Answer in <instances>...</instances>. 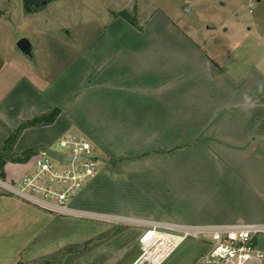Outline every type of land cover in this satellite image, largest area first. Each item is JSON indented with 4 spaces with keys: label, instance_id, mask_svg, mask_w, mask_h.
Returning <instances> with one entry per match:
<instances>
[{
    "label": "crops",
    "instance_id": "0c3cea01",
    "mask_svg": "<svg viewBox=\"0 0 264 264\" xmlns=\"http://www.w3.org/2000/svg\"><path fill=\"white\" fill-rule=\"evenodd\" d=\"M142 19L141 23H137L139 28L120 16L113 19L112 22L121 28L118 29L117 40L112 44L101 45L98 40L91 44L89 51L93 57L90 64L80 61L75 66V75L80 82L78 88L70 97H63L59 107L56 105L61 113L53 124L36 128L51 129L59 124L61 137L68 130H78L79 135L87 136L96 144L102 152H98L101 157L135 158V163L146 157L139 150L169 149L172 136H176L179 129L190 135L183 138L190 141L197 138L194 134H205L204 143L195 144H202L207 151H211L213 161L228 165L263 164L264 62L254 60L250 48L246 50L244 47L240 51L243 39L248 36L246 29L240 28L239 23H222L220 28L207 26L201 37L200 30L197 36L161 11L156 15L155 12L145 14ZM115 33L110 36L113 40ZM216 35L219 43L214 44ZM230 37L231 45L227 44ZM83 50L79 60L85 53ZM29 92L41 97L38 106L31 109L30 113L28 110L23 112L15 103L14 106L10 104V110L14 111H7L6 108L1 110L8 96L0 100V123L5 131V137H0V145L7 138L8 129H15L22 122L48 112V101L44 102L42 98L44 92L32 84H29ZM28 102L34 101L29 99ZM31 128L35 127L25 130ZM19 140L15 146L18 152L34 146L18 150ZM43 144L42 148L46 146ZM30 169L28 162L22 165L8 162L5 165L6 178L11 182L13 179L19 180ZM249 178L240 179L247 185L248 192L258 188L264 191V179L259 186L255 172ZM109 179L117 182L129 180L127 176L114 177L103 172L78 193L72 205L89 212L166 221L164 218L137 216L127 212L124 215L118 210L109 212L96 207L89 199L93 188L99 181ZM28 203L14 195L0 196V236L15 237L16 230H22L26 236L20 242L29 247L34 235L29 237L26 228L28 225L33 226L34 222L45 220L75 229L73 237L63 241L59 246L61 248L67 243L91 241L94 236L109 229L92 220L53 216ZM238 204L240 211L244 210L245 206L240 200ZM263 205L264 202L258 209ZM263 222L264 211L251 220H221L201 225ZM141 235V228L126 227L105 242L106 250L99 248L97 255L94 253L99 257L95 258L96 262L103 260L120 264L125 261L123 264H133L140 254L138 247ZM203 244L204 253L207 244ZM129 253L132 256L127 258ZM18 255L10 264L18 260ZM26 255L28 259H36L28 253Z\"/></svg>",
    "mask_w": 264,
    "mask_h": 264
},
{
    "label": "rangeland",
    "instance_id": "374dc122",
    "mask_svg": "<svg viewBox=\"0 0 264 264\" xmlns=\"http://www.w3.org/2000/svg\"><path fill=\"white\" fill-rule=\"evenodd\" d=\"M159 11L169 15L172 20L197 36V31L200 30L201 37L207 26L220 28L222 23H239L240 28H245L248 32L240 51L244 47L246 50L250 48L253 59L264 62V0L260 3L257 0H53L36 12L26 11L23 0H0V100L8 96L1 110L6 108L7 111H14L15 109L10 110V104H16L23 112L28 110V113L36 108L41 97L29 92V84L44 92L42 98L44 102L48 101V112L56 105L59 107L61 99L66 95L70 97L78 88L80 82L75 75V66L80 61L90 64L93 57L89 51L91 44L96 40L101 45L112 44L117 40L120 32L118 29L121 28L112 22L114 18L120 16L128 20V16H125L128 14L131 19L136 18L139 24L143 21V15L152 12L156 15ZM226 25L224 27L228 26ZM114 31L116 33L113 40L110 36ZM24 36H28L34 45L35 61L29 60L15 49L16 42ZM216 43H219L218 35L214 40V44ZM229 43H232L231 37L227 44ZM81 50L85 53L83 52L82 59L79 60ZM29 99L34 102L29 103ZM4 132L0 123L2 139L5 137ZM79 133L78 130L71 129L66 134ZM61 135L59 124L51 129L35 127L24 130L18 142V150L33 145L40 146L38 153L27 161L30 166L41 151V144L57 149L55 144ZM196 135L194 134L197 137L195 140H185L183 138L190 135L178 129L176 136H172L169 149L139 150L146 157L138 159L136 163L135 158L128 160L122 157H101L98 152H102L94 143L100 160L98 176L106 172L114 177L127 176L129 180L99 181L93 188L90 201L96 207L109 212L118 210L124 215L127 212L187 225L221 220H251L260 215L264 211V205L260 209L258 206L264 202V191L257 187L256 191L250 193L247 185L240 179H250L255 172L260 186L264 179V163L251 166L213 161L211 151H207L202 144H195L204 143L205 134ZM175 140L179 141L173 142ZM15 151L18 156H23L24 150ZM27 162L12 163L22 165ZM251 167L254 170L251 171ZM4 180L11 182L6 177ZM12 181L18 182L15 179ZM1 195L14 194L0 188ZM77 196L78 193L75 198ZM239 200L245 206L242 211ZM49 214L60 216L52 212ZM81 219L92 220L98 225H106L109 229L94 236L91 241L67 243L60 248L63 241L73 237L75 229L67 225L57 226V223H47L45 220L41 223L34 222L33 226L28 225L26 228L27 235L30 237L33 234L35 239L30 241L29 247L20 242L26 236L22 230H16L15 237L0 236V264H10L20 249L19 258L14 264L19 261L28 264H111L103 260L96 262L95 258H99L95 256L97 250H106L105 242L126 227L143 228L141 225H124L105 219ZM0 230L2 231L1 228ZM257 241L264 250V235H259ZM23 248L25 249L22 250ZM204 248L202 240L188 237L163 264H202ZM138 250L141 251V248ZM27 253L36 259H28ZM130 256L132 253L126 257Z\"/></svg>",
    "mask_w": 264,
    "mask_h": 264
},
{
    "label": "built area",
    "instance_id": "2783aa9c",
    "mask_svg": "<svg viewBox=\"0 0 264 264\" xmlns=\"http://www.w3.org/2000/svg\"><path fill=\"white\" fill-rule=\"evenodd\" d=\"M253 5L254 2L251 3ZM55 145L57 149L51 146L41 149L31 169L18 182L0 179V188L59 215L143 226L139 237L141 251L133 264H163L191 236L207 244L202 254V264H264V250L257 241L259 235H264V222L187 225L75 208L72 205L73 199L83 190L84 185L98 176L100 160L94 143L85 135L66 134ZM49 150L59 154L61 160L49 155Z\"/></svg>",
    "mask_w": 264,
    "mask_h": 264
},
{
    "label": "trees",
    "instance_id": "16d2710c",
    "mask_svg": "<svg viewBox=\"0 0 264 264\" xmlns=\"http://www.w3.org/2000/svg\"><path fill=\"white\" fill-rule=\"evenodd\" d=\"M124 13V12H123ZM125 14V13H124ZM127 19L134 25L138 26L136 18L131 19L128 14ZM139 28V26H138ZM61 109L56 107L51 111L42 114L40 116H36L32 119L26 120L22 122L15 129H8V136L5 141L0 145V179L6 177L5 165L9 162H27L32 156L38 153V147H30L23 151V156H18L15 151V146L23 131L29 127H36L41 125H50L56 121L57 117L60 115ZM16 264H28L23 261H19Z\"/></svg>",
    "mask_w": 264,
    "mask_h": 264
},
{
    "label": "water",
    "instance_id": "95a60500",
    "mask_svg": "<svg viewBox=\"0 0 264 264\" xmlns=\"http://www.w3.org/2000/svg\"><path fill=\"white\" fill-rule=\"evenodd\" d=\"M53 0H43L42 2V8H45L50 2H52ZM28 0H23V5L26 11L28 12H36L38 10H33L30 11L27 6H28ZM15 49L20 52L21 54H23L26 58H28L31 61H35V48L33 43L31 42V39L28 36H24L21 37L15 44ZM49 155L53 156L54 158H57L59 160H61V156L59 154H57L55 151L53 150H49L48 152Z\"/></svg>",
    "mask_w": 264,
    "mask_h": 264
},
{
    "label": "flooded vegetation",
    "instance_id": "af4514ba",
    "mask_svg": "<svg viewBox=\"0 0 264 264\" xmlns=\"http://www.w3.org/2000/svg\"><path fill=\"white\" fill-rule=\"evenodd\" d=\"M28 6L27 8L30 10V11H33V10H38V9H41L42 8V2L43 0H28Z\"/></svg>",
    "mask_w": 264,
    "mask_h": 264
}]
</instances>
